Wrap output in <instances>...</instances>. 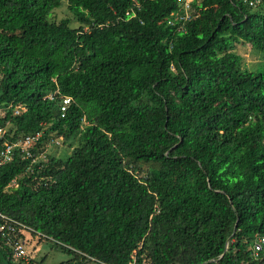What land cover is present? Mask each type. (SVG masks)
I'll return each mask as SVG.
<instances>
[{
	"label": "trees",
	"instance_id": "16d2710c",
	"mask_svg": "<svg viewBox=\"0 0 264 264\" xmlns=\"http://www.w3.org/2000/svg\"><path fill=\"white\" fill-rule=\"evenodd\" d=\"M65 3L78 28L51 20ZM179 9L0 0V109H27L0 118L6 140L43 131L39 155L79 137L66 159L18 154L0 169V264H35L17 255L27 234L78 264L251 261L264 234V63L247 69L237 49L264 55V0L194 1L170 23ZM57 90L73 99L64 117Z\"/></svg>",
	"mask_w": 264,
	"mask_h": 264
},
{
	"label": "built area",
	"instance_id": "2783aa9c",
	"mask_svg": "<svg viewBox=\"0 0 264 264\" xmlns=\"http://www.w3.org/2000/svg\"><path fill=\"white\" fill-rule=\"evenodd\" d=\"M180 9L172 14V19L170 20V23L174 24V21L185 23L189 20L191 16L192 11V3L194 1H200V0H177ZM254 5V2L252 3ZM130 12L127 13L129 15ZM59 96L58 99V106L60 107L62 116L64 117L70 106L72 105L73 99L68 96H64L60 94L59 90H57L55 93L51 94L49 96L50 100H55ZM10 110L14 111V115L19 116L27 111L26 107L23 105L20 106H14L13 104H9L6 107H3L0 109V118H3L6 113ZM10 122L6 124V126L0 125V169L3 167V165H7L8 163H11L14 161L15 157L20 154L23 159H32V164L39 163L40 157L33 153V149L36 148L37 144L43 137V131H39L30 135H27L25 137H22L21 139L17 140L16 142H11L9 140H6V136L8 133V126ZM82 124L87 125L85 118L82 119ZM63 142V138H55L52 139L47 145H60ZM44 162H46V156H44ZM11 187L17 186V181L14 180L13 183L10 185ZM25 241H22L19 243L16 247L17 255L21 258H25L27 255V252L24 248ZM250 253H251V261L244 262L242 264H250L251 262L255 264H261L264 262V234H258L255 236V238L252 240L250 245ZM134 264V263H130Z\"/></svg>",
	"mask_w": 264,
	"mask_h": 264
},
{
	"label": "rangeland",
	"instance_id": "374dc122",
	"mask_svg": "<svg viewBox=\"0 0 264 264\" xmlns=\"http://www.w3.org/2000/svg\"><path fill=\"white\" fill-rule=\"evenodd\" d=\"M63 19H70L71 26L73 28H78L80 25L75 20L74 16L71 14L68 4L65 3L62 8L57 9L53 12L51 20L59 22ZM87 28V27H86ZM238 52L242 55L244 59V66L251 70H259L264 63V55L253 49L250 45L238 46ZM79 146V137L74 138L70 143L60 145H46L43 151L40 152L38 156L40 157V162H44V156L48 160L47 156H55L58 158L66 159L71 155L73 150ZM156 165L152 164H142L143 171H147ZM24 248L27 252L25 257L26 261H33L35 264H61L63 262H68L74 260V264L82 262L81 260H75L73 254L64 252L62 249L57 247L53 242L48 241L44 238H31L27 234V241L24 243ZM83 264H98L96 261L85 262Z\"/></svg>",
	"mask_w": 264,
	"mask_h": 264
}]
</instances>
